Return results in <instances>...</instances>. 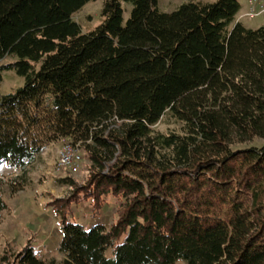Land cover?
<instances>
[{"label":"trees","instance_id":"trees-1","mask_svg":"<svg viewBox=\"0 0 264 264\" xmlns=\"http://www.w3.org/2000/svg\"><path fill=\"white\" fill-rule=\"evenodd\" d=\"M90 0H0L4 69L23 84L0 93V164L19 171L68 137L89 164L83 182L47 204L63 259L28 239L0 264H264V22L246 27L238 0H103L83 32L72 15ZM124 4L130 5L126 19ZM169 113L181 131L154 132ZM119 200L108 226L72 221V205ZM7 204L0 191V211Z\"/></svg>","mask_w":264,"mask_h":264},{"label":"rangeland","instance_id":"rangeland-1","mask_svg":"<svg viewBox=\"0 0 264 264\" xmlns=\"http://www.w3.org/2000/svg\"><path fill=\"white\" fill-rule=\"evenodd\" d=\"M184 1L186 0H158V6L162 11L170 12ZM201 1L213 2L216 0ZM238 1L240 9L235 16L236 21H241L249 28H256L263 24L264 0ZM102 5L103 0H90L72 15L83 32H89L101 23L103 19L101 16ZM124 5L126 10L123 16L126 19L130 5ZM250 7L253 13H250ZM14 59L15 57L12 55H5L0 59V64L11 62ZM2 77L1 94L14 92L23 84L22 76L18 75L14 69H4ZM151 127L154 132H179L182 129V123L166 113ZM65 140L71 141L68 137H61L47 143L42 148L34 160L26 166L27 183L16 192H10L9 182L15 175L19 174V171L8 167L5 163L0 164V191L7 204L6 209L0 211V254L6 244L11 251H17L28 239H31L36 251L45 261L54 259L59 262L63 259L64 256L58 249L62 236L59 218L47 204L53 199L62 198L69 194L70 188L63 181L64 177L71 176L76 182H83L88 174L87 166L89 164L85 158L81 157L78 168L74 171L58 167L60 146ZM248 145H264V138H255L253 141L244 144L236 143L232 147ZM118 203V199L108 196L105 198V203L99 214L92 215L90 202H82L71 206L70 217L72 221L87 227L94 224L108 226L115 218ZM174 264L185 263L182 260H177Z\"/></svg>","mask_w":264,"mask_h":264},{"label":"built area","instance_id":"built-area-1","mask_svg":"<svg viewBox=\"0 0 264 264\" xmlns=\"http://www.w3.org/2000/svg\"><path fill=\"white\" fill-rule=\"evenodd\" d=\"M252 7V6H251ZM250 7V13H253ZM81 153L79 149L71 142L63 141L59 150L58 167L67 168L70 171H74L78 168L81 160Z\"/></svg>","mask_w":264,"mask_h":264}]
</instances>
